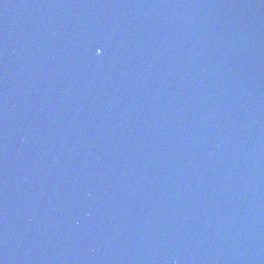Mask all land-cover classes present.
<instances>
[{"label":"water","instance_id":"95a60500","mask_svg":"<svg viewBox=\"0 0 264 264\" xmlns=\"http://www.w3.org/2000/svg\"><path fill=\"white\" fill-rule=\"evenodd\" d=\"M0 264H264V0H0Z\"/></svg>","mask_w":264,"mask_h":264}]
</instances>
